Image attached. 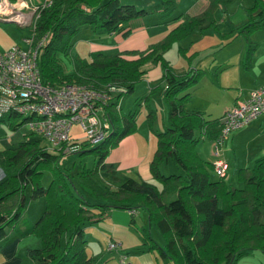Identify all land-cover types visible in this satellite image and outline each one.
Listing matches in <instances>:
<instances>
[{"label":"trees","instance_id":"16d2710c","mask_svg":"<svg viewBox=\"0 0 264 264\" xmlns=\"http://www.w3.org/2000/svg\"><path fill=\"white\" fill-rule=\"evenodd\" d=\"M221 1L209 0L201 12L177 21L160 39L144 48L131 49L133 56L107 53L98 48L90 51L87 60L68 68L62 55L70 54L72 37L84 25L95 33L116 30L127 33L125 23L131 18L169 10L174 0H156L139 7L122 0H51L40 8L35 30L37 34L49 33L38 53L42 80L52 84L79 82L110 90L111 97L104 104V110L111 129L94 144L86 138L70 142L77 143L73 150L80 154L96 155L91 166L78 168L79 185L58 165L59 158L66 153L60 148L51 151L46 144L40 146L38 139H22L0 148V167L4 171L0 178V238L15 227L21 233L34 231L42 239L41 245L26 247L28 261L20 264H92L95 256L86 253L84 227L103 218L111 206L128 208L132 220L136 207L147 211L148 222L156 224L164 242L158 243L150 229L143 228L137 248L150 251L157 248L158 261L235 264L250 249L264 252V156L255 158L250 166L238 168L243 180L240 186L229 185L224 175L211 177L213 162L197 152L195 145L200 136L194 134V128L203 131L205 126V133L211 138L219 133L220 122L218 117H204L202 111L183 106L184 99L190 95L187 88L196 84L202 69L189 67L184 72H176L162 53L174 39L192 28L216 24L213 12ZM245 11V20L234 23L230 31L221 34L244 36V61L247 62L257 46L251 33L264 24V0H253ZM73 56L72 59L76 58ZM148 59L158 62L163 69L162 94L168 105L166 125L154 128L156 146L148 160L150 175L155 181L120 174L113 161L105 159L119 138L136 127L135 112L123 111L120 103L133 89L134 82L143 77V64ZM109 85L113 88L108 89ZM151 113L149 110V116ZM16 115L20 114L7 112L0 120H8L15 128L22 122L14 120ZM168 158L180 164L181 171L163 173L160 165ZM43 168L51 170L46 185L40 178ZM27 183H30L32 198L44 196V207L33 221H28L24 214ZM83 190L97 201L88 200Z\"/></svg>","mask_w":264,"mask_h":264},{"label":"rangeland","instance_id":"374dc122","mask_svg":"<svg viewBox=\"0 0 264 264\" xmlns=\"http://www.w3.org/2000/svg\"><path fill=\"white\" fill-rule=\"evenodd\" d=\"M122 1L127 2L133 0ZM135 1V5L139 7L142 4L147 5L156 0H148L149 2H144L143 0ZM240 2L249 4L251 0H240ZM237 3H239V0L221 1L213 12L214 17H217H215L216 24L207 25L203 28L194 27L189 32L174 39L169 46L163 49L162 53L164 57L169 61L172 68H175L177 70L176 71L174 69L176 72H184L188 70L189 67L193 69H196L198 67L207 69V67L205 68L204 66L207 65L208 56H210L211 54H219L221 50V47L217 48L213 45L216 41H219L220 46L227 41V49L229 50V54L234 55L233 52L239 47V38H244V36L242 34L238 35V33L233 36H231V34L227 36L224 33L226 31H230V28L233 25H231V23H233L234 21H238L236 23L242 22V20H239L240 18H238V10L241 5L236 6ZM227 6L235 10L230 11L229 9L228 11L227 8V12L223 10V15L221 10ZM243 13H245V11H243ZM222 29H224L225 31H223ZM259 29H264V24L257 28V30ZM155 31V27H145L144 29L133 31L128 36L122 38L121 45H138L140 47L145 46L149 42H151L149 40V37L152 36ZM28 32V26L20 25L12 20H0V45L9 43L13 39H20V45H24L22 36L27 35ZM221 32L224 33L221 34ZM252 35L255 36V32L252 31L251 37H253ZM72 38L73 44L70 50V54L68 56L62 55V59L66 65V68L71 67L73 63H76L78 61L87 60L89 58L90 50L99 48L107 53H114L117 51L115 50V46L111 47L112 45H114L112 35L106 37V33H95L90 27L85 25L81 27L73 35ZM118 38L120 37L117 36V39ZM253 39L255 38L253 37ZM142 40L145 41L142 43ZM73 55H75L76 58L72 59L71 56ZM185 61H188L190 63V66H186ZM143 66L145 68L144 74H146L145 76L149 78L150 84L144 77L137 79L134 82L133 89L130 90L128 94L123 96L124 103L121 105L123 111H129V109H132L135 112L136 122V127L132 131L135 133L125 135L124 137L121 136L118 140L119 142H117L118 144H120L121 150L125 151L122 165L132 162L133 159L136 158L134 150L135 148L139 150V148H141L140 145L146 143L147 135L151 134V136L155 138L154 128L161 129L166 125L167 101L162 94L163 88L165 86V80L162 75L163 69L161 68L160 64L153 61V59H148L143 64ZM204 78L205 77H203L202 80H204ZM228 88V90L233 89V86H228ZM188 99L189 95L186 99H184L183 106H187ZM149 110H152L151 116H149L148 114ZM24 117L25 115L21 114L13 117L16 122L22 121L15 128L9 125L8 120H0V148L14 145L22 139H38L40 146H43L47 143L44 137L32 131L28 127L27 123H25ZM70 134L73 139H76L78 141L85 138L81 126L78 123L72 124V126L70 127ZM194 134L200 136L195 145L198 153L202 156L209 155V138L207 134L203 132L199 127L194 128ZM228 136H230V134H227L223 145L225 144L227 139L228 141L221 149L220 154L214 153L213 156H220L221 158H225L227 160V174H225L224 179L229 185L240 186L243 184V180L238 175V168L241 166H250L253 164L255 158L264 156V131L263 133L252 136L251 140L247 143L241 142L237 144L234 141L230 143ZM92 143L94 144L96 142ZM115 145L112 146L113 149L111 147V150L108 151V154L106 155L107 157L110 154L116 157V151L118 148H116ZM85 146H89V144ZM260 149L262 150L260 151ZM95 158L96 155L93 152L80 154L77 150H72L64 153L59 158L58 165L67 173H69L70 177L72 178L73 182L76 183V185H79L76 173L78 168L84 165L91 166L95 161ZM160 169L163 173H168L170 171H181L182 168L180 164L176 163L171 158H168L166 161L161 163ZM42 170L43 171L40 175V178L42 183L46 185L49 182L51 170L49 168H43ZM3 174L4 171L0 167V178L3 176ZM210 174L211 177L218 176L213 168L210 169ZM148 180L155 181L152 177ZM24 190L26 198L24 214L27 220L30 219L31 221H33L40 215L44 207V196L39 195L36 198H32L30 196V183H27L25 185ZM83 193L88 200L97 201V199L88 191L83 190ZM122 208L126 209V218L123 219V221H117V233L113 234L111 237H108L109 239L107 238L108 244L109 241L112 240L118 242V246L117 248H110L107 244V247L109 249H116L115 251H117L119 248H123L127 250L125 252H120V255L124 254V262H127L128 260L133 261L131 258L133 252H136L137 255L144 254L145 252V254H148L150 250L137 248V246L141 242V230L143 228H149L150 233L154 237V239L158 243L163 244L164 236L162 232L158 229L156 224L148 222L147 211L144 208L136 207V209H134L132 213L133 220L131 218L129 209L126 207ZM94 222L105 221L100 218ZM128 222H130L131 224L128 225ZM91 224L87 225V230L85 232H89L90 228L93 229L94 225ZM11 230H13L18 236H20V239L17 240V244L21 249H24L26 247L27 239L35 240V242H33L35 244L31 246H39L42 244L41 236L34 231H25L21 233L15 227ZM101 232H104L103 228L101 229ZM98 234L99 233L95 231L93 233V237L87 236L85 242V250L87 254H95L98 252L105 253L109 251L105 248V242L101 240ZM120 237H124V243H121L119 241ZM126 242L130 244L126 245ZM91 243L95 245V247L92 249L89 246ZM133 248L136 249L134 250ZM127 252L131 253L128 255ZM151 254L155 256L157 254V248L153 249V251H151ZM241 262L244 264H264V252L258 248L250 249L247 252L242 253L235 264H242Z\"/></svg>","mask_w":264,"mask_h":264},{"label":"crops","instance_id":"0c3cea01","mask_svg":"<svg viewBox=\"0 0 264 264\" xmlns=\"http://www.w3.org/2000/svg\"><path fill=\"white\" fill-rule=\"evenodd\" d=\"M29 1H31L33 4L35 3L39 4L44 0H29ZM143 1L149 2L148 0H143ZM129 2L136 4L135 0ZM208 2L209 0H174V5L169 10L166 11L158 10L131 18L129 21H127V23H125V26L128 27L129 29L127 33H124L122 30L103 32V33H106V37L112 35V40L114 42V45H112L111 47L115 46L116 48L115 50H117L116 52H123L126 55L133 56L134 54L132 53L131 49L144 48L148 46L151 42L156 41V39L157 40L160 39L166 33V31L171 26H173L177 21L185 18L189 14L201 12L206 7ZM252 3L253 0H251L249 4L242 3L239 0V3H237L236 5V6L241 5L238 10V14H239L238 18H240L239 20L243 21L246 19L245 16L247 15L244 9L247 6H250ZM227 8L228 11L229 9L230 11L235 10L227 6L221 10L222 14H223V10L227 12ZM243 11H245V13H243ZM177 14H180L179 17L177 19H175L176 17L173 18V16ZM236 22L238 21H234L233 23H231V25ZM145 27L156 28L155 33L149 37V40L151 42H149L147 45L142 47L138 45H125V44L121 45V41L123 37L128 36L133 31L144 29ZM222 30L225 31L224 29ZM253 32H255V36L253 35L252 36L256 39L257 46L252 51L251 57L247 62L244 61V51L246 47V40H244V38L242 37L239 38L238 40L239 47L233 52L234 55L229 54V50L227 49V41L223 43L221 46L219 41H216L213 44L217 48L221 47L220 53L211 54L210 56H208L207 65L204 66L205 68L207 67V69L201 67L203 72L202 75L199 77L196 84L190 85L188 87L187 90L190 91L189 93L190 95L187 102V106H184L185 108L200 110L202 111L204 117H209V118L218 117L226 108H228L232 103H234L238 95L244 94L247 90L256 87L264 82V29L257 30L256 28ZM117 36L120 38L117 39ZM23 37L24 36H22V39ZM144 41L145 40H142V43ZM16 42L17 44H20V39L19 40L13 39L9 43L0 45V47H8ZM90 51H89V57H90ZM185 63L186 66H190V63L188 61L187 62L185 61ZM145 75L146 74H144L143 77L150 84L149 78ZM203 77H205L204 80H202ZM228 86H233V89L228 90L229 89ZM123 103L124 100L122 98L120 105H122ZM166 123H167V111H166ZM263 131H264V112L258 114L250 122L231 131L229 133L230 136H228L229 142L232 143V141H234L237 144L241 142L247 143L251 140L252 136L263 133ZM133 133L135 132L127 133L125 135L133 134ZM125 135H123V137ZM208 138H209V155H204L206 157L202 156L201 154L199 155L205 159L214 162L216 158H221V157L213 156V154L215 153L214 138L213 137L211 138L208 137ZM227 141L225 142V144L227 143ZM223 142L219 146L218 154H220L221 149L225 145V144L223 145ZM140 146L141 148H139V150L136 148L134 150L136 158H134L132 162L125 163V165H122L123 158L125 156L124 155L125 151L121 150L120 148L121 146L118 143H116L115 145V147L118 148L116 151V157L110 154L108 157L106 156L105 159L113 161L117 169V172L120 174H130L132 176L144 178L148 180L151 178L150 171L148 168V160L156 146V138L152 137L151 134H149L146 136V143ZM261 150L262 149H260V151ZM221 159L226 161L228 167L227 160L225 158H221ZM126 214H127L126 209L118 206H111L106 212L105 216L101 218L105 222H92V224L90 223L91 225H94L93 226L94 230L90 228L89 232H85L87 230L86 229L87 225L84 227V232L85 234H87L86 237L87 236L93 237V233L95 231L98 232L99 233L98 236H100L101 240L105 242V248L109 250L108 252L105 253L98 252L95 254H88V255L96 256L95 259L92 260L94 262V263L92 262V264H126V262L119 260V255L120 252H125L127 250L123 248L121 249L119 248L117 251H115L116 249H109L107 247L108 244L107 242L109 239L108 237H111L113 234L117 233L118 231L117 221H123V219L126 218ZM129 224L131 223L128 222V225ZM102 228L104 229V232H101ZM19 239L20 236H18L13 230H9V232L4 237L0 238V264H20L22 262L28 261V256L25 253V249L27 246H31L35 244L33 243L35 242V240L27 239L26 247L24 249L23 248L21 249L18 247L17 244V240ZM119 241L121 243H124V237H120ZM125 244L128 245L130 243L126 242ZM89 246L91 247V249L95 247L93 243H91ZM131 252L129 253L127 252L128 255ZM145 253L137 255L136 252H133L131 256L133 261L128 260L129 264H134V263L135 264H171L169 260L158 261L159 259L153 256L151 254V251H149V253L147 252L148 254Z\"/></svg>","mask_w":264,"mask_h":264},{"label":"built area","instance_id":"2783aa9c","mask_svg":"<svg viewBox=\"0 0 264 264\" xmlns=\"http://www.w3.org/2000/svg\"><path fill=\"white\" fill-rule=\"evenodd\" d=\"M50 1L33 4L29 0H0V20H12L29 27L28 34L23 37L24 45L14 43L0 47V116L7 112L25 115V123L46 139L49 150L60 148L69 152L77 146V143H70L76 140L70 134L73 123L81 126L85 138L91 142L102 140L109 132L111 121L104 104L111 92L79 82L52 84L42 80L38 53L49 33L37 34L35 22L40 8ZM112 88L113 85H109L108 89ZM262 112L264 82L238 95L235 102L218 116L221 127L213 137L214 152L219 153V146L227 134ZM202 129L206 131L205 126ZM213 169L218 176L225 175L226 161L216 158ZM108 245L117 248L118 242L110 240ZM119 260H124V254Z\"/></svg>","mask_w":264,"mask_h":264}]
</instances>
